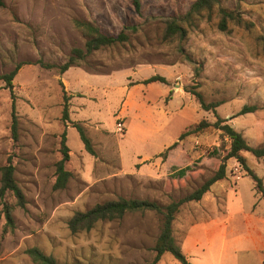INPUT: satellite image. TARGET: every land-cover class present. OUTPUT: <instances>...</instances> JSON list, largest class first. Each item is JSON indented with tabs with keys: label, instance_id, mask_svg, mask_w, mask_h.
I'll list each match as a JSON object with an SVG mask.
<instances>
[{
	"label": "rangeland",
	"instance_id": "374dc122",
	"mask_svg": "<svg viewBox=\"0 0 264 264\" xmlns=\"http://www.w3.org/2000/svg\"><path fill=\"white\" fill-rule=\"evenodd\" d=\"M194 1L140 0V10L135 0H4L0 5V74L23 63L13 94L0 79V167L9 160L14 164L26 199L24 206L12 192L0 199V264H33L26 250L34 246L61 262L150 264L162 226L155 210L130 211L78 232L70 230L68 220L108 200L169 204L190 194L213 174L229 148L214 127L180 139L202 120L227 118L250 144L264 145V0H219L210 17L206 12L188 25L184 15ZM221 8L235 16L225 30L219 25ZM174 18L187 28L184 38L166 36L167 22ZM76 19L106 33L136 28L128 30L125 44L104 47L61 72L58 66L72 49L85 45ZM155 74L167 81L144 82ZM187 87L218 106L202 108ZM64 94L68 121L62 118ZM244 105L256 108L241 113ZM76 122L85 128L94 153L85 149ZM65 130L66 167L72 174L64 188L55 189ZM175 141L178 145L164 157ZM242 154L264 180V157ZM185 166L190 168L180 175ZM238 168L245 173L236 158L227 160L222 193L252 203L254 182L247 175L236 180L232 175L239 174ZM199 205V200L183 203L173 222L183 252L202 255L194 262L190 257L192 264H264V253L255 248V218L245 223L236 217L230 227V218L226 226L222 214L212 212L181 241L185 219L191 220ZM205 228L214 235L208 237ZM157 264L181 263L167 251Z\"/></svg>",
	"mask_w": 264,
	"mask_h": 264
},
{
	"label": "trees",
	"instance_id": "16d2710c",
	"mask_svg": "<svg viewBox=\"0 0 264 264\" xmlns=\"http://www.w3.org/2000/svg\"><path fill=\"white\" fill-rule=\"evenodd\" d=\"M219 0H195L190 6L187 13L184 15V22L188 25L195 24V18L202 17L206 12L209 17L214 5L218 4ZM137 9L140 10V0H135ZM0 5H4V0H0ZM221 19L219 22L220 28L225 30L228 26V20L235 18L232 11L228 9H220ZM76 26L82 31L86 37L84 47H74L68 59L61 64L59 70L65 72L71 66L81 64L86 61V58L94 52L110 46H117L125 44L129 41L130 35L128 30H135V26H128L118 33H106L98 25L87 20H75ZM187 28L176 18L167 22L166 36H179L184 38L187 35ZM186 58L194 62L193 58L189 55H185ZM22 62L18 63L16 67L10 72L0 74V79L3 80L12 94H13V80L22 66ZM47 67L56 66L54 64H46ZM153 81L166 82V78L160 74H155L145 79L144 82L149 83ZM186 91L191 92L195 95L196 99L206 110L216 108L218 102H207L201 93L196 88H185ZM256 106L244 105L241 109V113L252 111ZM12 134L14 138H17V116L15 113V103L13 102L12 111ZM62 118L65 121L69 120V97L64 94V107ZM74 126L78 129L80 137L84 143L85 149L94 153L92 142L90 137L87 135L85 128L79 123H74ZM206 127H214L220 131L221 139L223 142L229 143V148L226 150L218 168L213 174L207 178L198 188L192 191L190 194L180 199L174 200L169 204H160L157 201L148 199L138 198H118L108 200L102 203H98L93 207L85 211H76L72 217L68 220V226L72 232H78L81 230H90L95 224L101 220H115L122 218L127 212L130 211H145L155 210L161 215V231L156 239L154 250L155 257L150 264H157L161 259V256L165 252H171L173 256L180 261L181 264H192L187 255L183 252L181 245L177 242L173 233V222L176 218L177 213L183 203L189 200H200L203 195L210 189L212 184L216 181L227 177V160L229 158H236L243 168L245 175L252 178L255 188L258 192L264 196V180L263 178L248 164L247 158L242 154L244 151H250L255 157H264V145L254 146L249 143L242 132L238 131L227 118L217 117L214 122L207 120L200 121L194 128L184 131L180 139H183L186 135L194 132H198ZM227 140V141H226ZM178 145V141L173 142L169 145L166 150L162 153L164 157L167 156L169 150L174 149ZM61 153L62 157L57 162L56 167V180L54 183L55 189L64 188L67 185L69 178L71 177V171L67 169L66 163L70 159V147L67 144V131H63L61 139ZM189 166L182 167L178 170L180 175H185ZM1 170V186H0V199H2L8 192H12L17 200L18 205L24 206L26 199L22 188L18 185L15 179V166L9 160L5 165L0 167ZM6 216L11 222V214L9 209L6 211ZM32 259L33 264H89L82 261L76 260L73 262H61L55 256L47 254L39 247H30L26 250Z\"/></svg>",
	"mask_w": 264,
	"mask_h": 264
},
{
	"label": "crops",
	"instance_id": "0c3cea01",
	"mask_svg": "<svg viewBox=\"0 0 264 264\" xmlns=\"http://www.w3.org/2000/svg\"><path fill=\"white\" fill-rule=\"evenodd\" d=\"M238 173V175H232L236 180H239L242 176H246L245 173H242V170H240V168H238ZM225 179L227 178L218 180L214 184H212L210 189L199 200L200 211L196 212L191 220H189L188 218L185 219L186 229L181 241L186 242V238L191 235L192 230L199 226L202 221H207L209 216L211 215L210 213L216 212L218 214H222L221 221H223L226 226L228 225V218L231 219L230 227L233 226L232 223L236 219V217H239L245 223H248L251 218H255V221L259 224V227L256 231L257 234L254 239L255 248L257 250H261L264 253V196H262V194L256 190L254 184L255 200L252 203H245L241 199H236L232 196L225 198L224 194L222 193L223 188L227 186V184L224 183ZM220 190L221 192L219 193ZM224 213H226L227 215H224ZM216 220L217 219H215V221ZM226 229L227 227H225V230ZM205 231L208 237H212L214 235L213 233L215 232L214 230L211 231L209 228H205ZM185 254L187 255L188 259L191 257V261H193L194 259L198 260L202 256L201 254L199 255L193 252ZM211 260L215 262V258H211Z\"/></svg>",
	"mask_w": 264,
	"mask_h": 264
},
{
	"label": "built area",
	"instance_id": "2783aa9c",
	"mask_svg": "<svg viewBox=\"0 0 264 264\" xmlns=\"http://www.w3.org/2000/svg\"><path fill=\"white\" fill-rule=\"evenodd\" d=\"M121 129V128H120Z\"/></svg>",
	"mask_w": 264,
	"mask_h": 264
}]
</instances>
